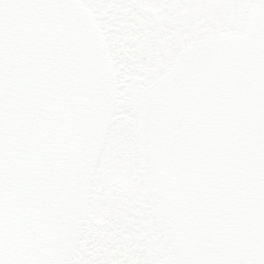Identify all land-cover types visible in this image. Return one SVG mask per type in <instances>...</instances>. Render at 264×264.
<instances>
[{"label":"snow or ice","instance_id":"1","mask_svg":"<svg viewBox=\"0 0 264 264\" xmlns=\"http://www.w3.org/2000/svg\"><path fill=\"white\" fill-rule=\"evenodd\" d=\"M0 264H264V0H0Z\"/></svg>","mask_w":264,"mask_h":264}]
</instances>
